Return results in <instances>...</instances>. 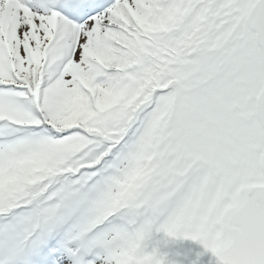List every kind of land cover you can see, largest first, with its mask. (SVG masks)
I'll return each instance as SVG.
<instances>
[{"label":"snow or ice","instance_id":"1","mask_svg":"<svg viewBox=\"0 0 264 264\" xmlns=\"http://www.w3.org/2000/svg\"><path fill=\"white\" fill-rule=\"evenodd\" d=\"M181 240L264 264V0H0V264Z\"/></svg>","mask_w":264,"mask_h":264},{"label":"rangeland","instance_id":"2","mask_svg":"<svg viewBox=\"0 0 264 264\" xmlns=\"http://www.w3.org/2000/svg\"><path fill=\"white\" fill-rule=\"evenodd\" d=\"M181 241H185V243L183 244V246H180V249H178L179 248L178 245L180 241H177L178 243L176 245H173L172 247L176 251L187 252L188 262H190L191 260H195L197 258L196 256L197 253L204 251L203 247L196 242L190 240H181ZM209 254L210 252L204 253V255L199 258V264H210L209 262L210 258L208 259Z\"/></svg>","mask_w":264,"mask_h":264},{"label":"water","instance_id":"3","mask_svg":"<svg viewBox=\"0 0 264 264\" xmlns=\"http://www.w3.org/2000/svg\"><path fill=\"white\" fill-rule=\"evenodd\" d=\"M215 261H216V258L213 256V258H212V264H215Z\"/></svg>","mask_w":264,"mask_h":264}]
</instances>
